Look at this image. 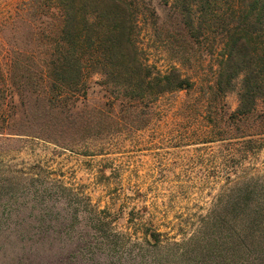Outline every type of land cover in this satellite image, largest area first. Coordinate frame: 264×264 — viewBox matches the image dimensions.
I'll return each mask as SVG.
<instances>
[{
    "label": "trees",
    "instance_id": "16d2710c",
    "mask_svg": "<svg viewBox=\"0 0 264 264\" xmlns=\"http://www.w3.org/2000/svg\"><path fill=\"white\" fill-rule=\"evenodd\" d=\"M165 2L171 6L164 21L144 0L18 3L8 19L0 20V36L9 46L12 87L21 100L26 92L39 93L41 115L22 131L16 120L4 117L0 65V135L27 136L72 152L87 150L91 142L117 134L122 122L132 131L145 129L150 122L146 110L158 108L165 97L198 92L202 97L185 107L187 114L203 113L210 131L202 135L213 134L211 142H235L246 160L256 138H264V114L257 113L264 98V0ZM144 30L169 54L168 65L155 61L153 46L142 38ZM208 58L210 74L201 75L198 69ZM93 86L108 93L104 108L88 104ZM233 91L238 107L226 115V97ZM238 180L231 225L222 215L203 217L182 244L176 264H201L205 257L209 264H264V200L255 197L264 195V177ZM59 237L57 246L64 242ZM151 237L161 242L159 233ZM93 256L98 264L100 257ZM103 261L115 264L114 255Z\"/></svg>",
    "mask_w": 264,
    "mask_h": 264
},
{
    "label": "rangeland",
    "instance_id": "374dc122",
    "mask_svg": "<svg viewBox=\"0 0 264 264\" xmlns=\"http://www.w3.org/2000/svg\"><path fill=\"white\" fill-rule=\"evenodd\" d=\"M22 1L0 0V20ZM144 1L161 21L167 19L171 5L165 0ZM149 37L144 30L142 38L153 46L155 61L168 65L169 54ZM10 59L0 36L4 117L16 120L22 131L26 122L39 121L41 96L26 92L24 100L19 98L11 85ZM212 63L208 58L199 74H210ZM108 97L93 86L88 104L104 108ZM198 97V92L167 96L158 108L146 110L150 122L145 129L132 131L122 122L117 134L91 142L87 150L72 152L27 136L0 135V264H96L94 254L98 264L106 255H114L115 264H176L182 244L203 217L222 215L230 226L234 183L264 177V138H256L246 160L235 142H211L213 134L204 136L210 131L207 117L185 110ZM237 107L233 91L224 112ZM257 113L264 114V98ZM255 197L264 200L263 194ZM94 209L106 212L98 215ZM153 232L160 234L159 244ZM58 236L64 244L57 246ZM201 264H209L208 257Z\"/></svg>",
    "mask_w": 264,
    "mask_h": 264
}]
</instances>
